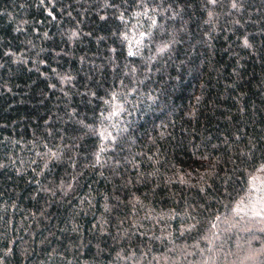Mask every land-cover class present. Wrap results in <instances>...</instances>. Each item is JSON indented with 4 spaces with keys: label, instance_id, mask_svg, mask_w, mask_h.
Returning <instances> with one entry per match:
<instances>
[{
    "label": "trees",
    "instance_id": "obj_1",
    "mask_svg": "<svg viewBox=\"0 0 264 264\" xmlns=\"http://www.w3.org/2000/svg\"><path fill=\"white\" fill-rule=\"evenodd\" d=\"M0 264H264V0H0Z\"/></svg>",
    "mask_w": 264,
    "mask_h": 264
}]
</instances>
